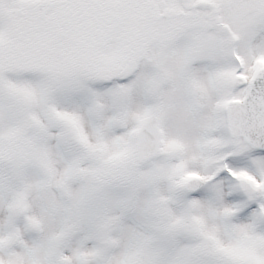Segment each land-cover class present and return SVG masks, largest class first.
Segmentation results:
<instances>
[{"label": "snow or ice", "instance_id": "1", "mask_svg": "<svg viewBox=\"0 0 264 264\" xmlns=\"http://www.w3.org/2000/svg\"><path fill=\"white\" fill-rule=\"evenodd\" d=\"M0 264H264V0H0Z\"/></svg>", "mask_w": 264, "mask_h": 264}]
</instances>
